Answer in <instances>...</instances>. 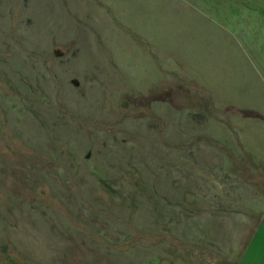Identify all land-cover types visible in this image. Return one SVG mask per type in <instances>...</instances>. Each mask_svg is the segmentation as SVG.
Returning a JSON list of instances; mask_svg holds the SVG:
<instances>
[{
	"label": "rangeland",
	"instance_id": "374dc122",
	"mask_svg": "<svg viewBox=\"0 0 264 264\" xmlns=\"http://www.w3.org/2000/svg\"><path fill=\"white\" fill-rule=\"evenodd\" d=\"M264 0H0V264H264Z\"/></svg>",
	"mask_w": 264,
	"mask_h": 264
},
{
	"label": "snow or ice",
	"instance_id": "6c2138e0",
	"mask_svg": "<svg viewBox=\"0 0 264 264\" xmlns=\"http://www.w3.org/2000/svg\"><path fill=\"white\" fill-rule=\"evenodd\" d=\"M260 240H261L262 242H264V233L261 234V236H260Z\"/></svg>",
	"mask_w": 264,
	"mask_h": 264
}]
</instances>
